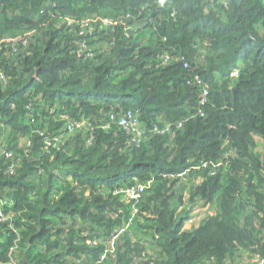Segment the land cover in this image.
<instances>
[{"label":"trees","instance_id":"16d2710c","mask_svg":"<svg viewBox=\"0 0 264 264\" xmlns=\"http://www.w3.org/2000/svg\"><path fill=\"white\" fill-rule=\"evenodd\" d=\"M8 39L0 198L14 204L20 239L0 227V262L94 264L104 245L91 241L129 208L113 189L148 180L109 264H144L147 249L153 264L264 253V0H0L2 48ZM197 76L209 89L203 116ZM128 109L142 135L111 123ZM197 200L216 211L187 228Z\"/></svg>","mask_w":264,"mask_h":264},{"label":"built area","instance_id":"2783aa9c","mask_svg":"<svg viewBox=\"0 0 264 264\" xmlns=\"http://www.w3.org/2000/svg\"><path fill=\"white\" fill-rule=\"evenodd\" d=\"M16 42V40L8 39L5 41L4 48H2V44H0V52L4 49H10L8 43ZM24 43H27L26 40ZM3 49V50H2ZM15 50V48H14ZM170 59V56L165 55L163 57V62L166 63ZM235 76H237L238 72L235 71L233 73ZM0 75L4 77L2 71L0 70ZM197 83L201 87V95H199V102H200V109H199V115L203 116V110L202 107L206 105L208 102V96H209V89L204 84L202 79L200 77H195ZM27 109H30V107H27ZM111 123H116L118 126L122 127L123 129L127 130L128 132L135 133L136 135H142L145 130V126L140 122L138 119L137 113L133 111L132 109H128L124 111L121 115H115L111 114L110 116ZM88 126V122L85 119L82 120H76V121H70L67 123L65 131L72 132L79 129L86 128ZM109 125H103L104 128H108ZM158 126H155V130L157 129L158 132H169L170 125L167 127H164L163 129H158ZM62 139V135L60 134L57 137H51L45 140V147L50 148V146H56ZM137 143L140 141L135 137L133 138ZM28 144L30 145L31 142L29 141ZM6 156L9 158H13L14 152L12 150L6 151ZM16 163H12L10 165V170L13 171ZM151 184V180H148L146 182H135L134 184L128 185V186H121L113 189V194L115 196H119L121 201L125 203V205H128L129 208L127 210L120 209L119 211H116L113 214V218H119L120 215H122L121 221L114 227V229L110 232L108 237L106 238H94L91 243L93 245H104V250L99 254L98 259L95 261L94 264H109L113 259H115L116 256V241L120 239L121 236H123L124 233L129 231L134 223L137 222L138 217H140V208L139 204L143 200L145 191L147 187ZM12 205L13 202L8 203L6 200H3L0 198V227L4 226L2 231H12L15 235H17V238L15 240L18 241L20 239L19 231L15 223V218L13 214L10 211H6V205ZM196 208V209H195ZM195 209V210H194ZM194 211L191 212V217L185 222L186 227H191L194 223V215L198 213L199 207L195 205ZM129 211V213H126ZM211 214V213H210ZM1 232V231H0ZM2 236L5 237L3 233H1ZM18 248V245L15 244L11 250L10 254L13 252H16ZM142 257L140 260L144 262V264H153L150 259L152 253H150V250L147 249L143 251ZM0 264H17V259L15 260L13 254L10 255V259L7 261L0 262ZM236 264H247L245 261L238 262ZM253 264H264V253L258 257Z\"/></svg>","mask_w":264,"mask_h":264},{"label":"rangeland","instance_id":"374dc122","mask_svg":"<svg viewBox=\"0 0 264 264\" xmlns=\"http://www.w3.org/2000/svg\"><path fill=\"white\" fill-rule=\"evenodd\" d=\"M237 71V70H236ZM238 72V71H237ZM0 135L2 136V141H5L6 140V138L5 137H7V136H11L10 135V133H9V131L7 132L6 130H2V127L0 126ZM26 140L27 139H24V140H20V142L21 143H23L24 141L26 142ZM28 140H27V145H28ZM20 144V143H19ZM258 150H260L261 151V153H263L264 154V146L261 144L260 146H259V148H258ZM186 201H188V199L186 200ZM196 204V207L198 206L199 207V211H198V213L197 214H195L194 215V217L195 218H193L194 220V223L195 222H199V220L200 219H202L201 217L204 215V214H206V213H211V214H213L215 211H216V206L215 205H212V204H206V205H204L202 202H201V200H197V202L195 203ZM194 204V205H195ZM12 205H14V204H12ZM194 207V206H193ZM196 209V208H195ZM194 209V210H195ZM194 210H191L192 212L194 211ZM191 217V215H189V217L187 218V220L189 219ZM186 220V221H187ZM187 228H190V227H187ZM138 230L139 229H133V233H136V237H137V234H139V232H138ZM135 236H134V238H135V240L137 239ZM148 241H149V239H148ZM151 246V245H150ZM261 255H259V254H257L256 252H250V257H248L247 259H246V262H247V264H253L254 262H255V260L258 258V257H260ZM249 259V260H248Z\"/></svg>","mask_w":264,"mask_h":264},{"label":"water","instance_id":"95a60500","mask_svg":"<svg viewBox=\"0 0 264 264\" xmlns=\"http://www.w3.org/2000/svg\"><path fill=\"white\" fill-rule=\"evenodd\" d=\"M258 44H260V45H264V43H261V42H258ZM235 90H238V86H236ZM235 90H234V91H235Z\"/></svg>","mask_w":264,"mask_h":264},{"label":"crops","instance_id":"0c3cea01","mask_svg":"<svg viewBox=\"0 0 264 264\" xmlns=\"http://www.w3.org/2000/svg\"><path fill=\"white\" fill-rule=\"evenodd\" d=\"M70 182H72V180H70Z\"/></svg>","mask_w":264,"mask_h":264}]
</instances>
